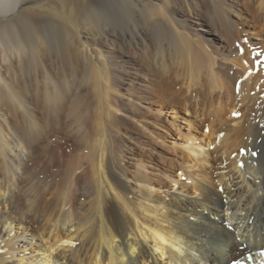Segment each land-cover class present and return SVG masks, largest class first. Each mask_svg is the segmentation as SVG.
I'll list each match as a JSON object with an SVG mask.
<instances>
[{
	"label": "bare ground",
	"instance_id": "6f19581e",
	"mask_svg": "<svg viewBox=\"0 0 264 264\" xmlns=\"http://www.w3.org/2000/svg\"><path fill=\"white\" fill-rule=\"evenodd\" d=\"M263 249L264 0H0V264Z\"/></svg>",
	"mask_w": 264,
	"mask_h": 264
},
{
	"label": "rangeland",
	"instance_id": "374dc122",
	"mask_svg": "<svg viewBox=\"0 0 264 264\" xmlns=\"http://www.w3.org/2000/svg\"><path fill=\"white\" fill-rule=\"evenodd\" d=\"M150 114H152V115H149V116H152L153 117V112H150ZM180 123L184 126V127H187V124L186 123H184L183 121H180ZM135 125V124H134ZM137 126V125H136ZM135 130V129H134ZM159 131L160 132H162V133H165V130L164 129H159ZM127 133V132H126ZM128 134V133H127ZM129 136V135H128ZM125 137V136H124ZM172 137H174V139H176L178 142H183L184 140L181 138V137H178V136H175V135H173ZM125 140H126V142L129 140V138L126 136L125 138H124ZM259 142H260V140H258ZM130 142H131V140H130ZM132 143L134 144V145H136V141H135V139L132 141ZM147 148H149V147H147ZM146 148V149H147ZM148 150H150V149H148ZM136 155V154H135ZM134 155V157H136V156H138V154L135 156ZM126 157H127V159H128V162H127V164L132 168V165H133V162H134V160H132L133 159V155H132V153H130V152H128L127 154H126ZM131 159V160H130Z\"/></svg>",
	"mask_w": 264,
	"mask_h": 264
},
{
	"label": "snow or ice",
	"instance_id": "6c2138e0",
	"mask_svg": "<svg viewBox=\"0 0 264 264\" xmlns=\"http://www.w3.org/2000/svg\"><path fill=\"white\" fill-rule=\"evenodd\" d=\"M233 115H234V116H237V115H239V114L234 112ZM181 175H182V174H181Z\"/></svg>",
	"mask_w": 264,
	"mask_h": 264
}]
</instances>
